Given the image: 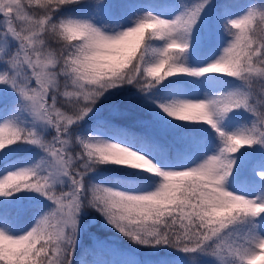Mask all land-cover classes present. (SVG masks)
<instances>
[{
	"label": "snow or ice",
	"instance_id": "snow-or-ice-1",
	"mask_svg": "<svg viewBox=\"0 0 264 264\" xmlns=\"http://www.w3.org/2000/svg\"><path fill=\"white\" fill-rule=\"evenodd\" d=\"M233 8L0 0V264H264V3Z\"/></svg>",
	"mask_w": 264,
	"mask_h": 264
},
{
	"label": "trees",
	"instance_id": "trees-1",
	"mask_svg": "<svg viewBox=\"0 0 264 264\" xmlns=\"http://www.w3.org/2000/svg\"><path fill=\"white\" fill-rule=\"evenodd\" d=\"M120 2H118V3H120ZM148 2L153 3V4H160V3H165V2H173V0H148ZM179 2L183 3V2H187V0H179ZM215 3L218 6H223L225 4H231L234 6L233 10L238 12L240 10V7L245 5V4H251V5L259 7L262 3H264V0H215ZM37 11H39V10H37ZM215 17H216V11L214 10V12L212 14V20L210 21L209 25L204 29V31L202 33V38H203L202 49H201L202 55L208 54L211 51L215 50L221 42L220 37H219L218 27L216 25ZM1 98L2 99L0 100V111L4 110L3 108H5V107L10 108L11 104H12L13 96L9 95L7 97H1ZM121 103H122V105H121L122 108L129 104L128 101H121ZM141 115L147 116L146 114H141ZM23 208H24V211L20 214V216L18 217V220H17V229L18 230L23 229L30 222L32 214L36 211V205L33 202L26 201L24 203ZM10 212L13 216L16 215L15 212H13L11 210H10ZM90 231L96 232V226L91 225ZM109 235H111V234H109ZM116 236H117V244L120 248H124L128 251L132 247H134V246L130 245L127 240H125L122 237H119L118 234H116ZM85 246H87V241H85ZM171 252H172V250H163L160 252L159 256L162 258L171 259L172 258ZM138 255L141 258H144V257L148 256L149 253L147 250H141L138 253ZM77 256L78 257L80 256L79 251L77 253ZM85 259H87L88 261H91L93 259V257L87 256V257H85Z\"/></svg>",
	"mask_w": 264,
	"mask_h": 264
},
{
	"label": "rangeland",
	"instance_id": "rangeland-1",
	"mask_svg": "<svg viewBox=\"0 0 264 264\" xmlns=\"http://www.w3.org/2000/svg\"><path fill=\"white\" fill-rule=\"evenodd\" d=\"M121 0H113V2L114 3H118V2H120ZM1 97H5L2 93L0 94V100L2 99ZM4 99V98H3ZM3 109H5V108H3ZM3 111V110H2ZM141 118H143V119H148V117L147 116H145V115H141ZM24 206V205H23ZM121 249H124V248H121ZM125 251H127L126 249H124ZM115 259H121L122 257H114Z\"/></svg>",
	"mask_w": 264,
	"mask_h": 264
}]
</instances>
